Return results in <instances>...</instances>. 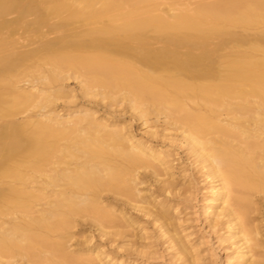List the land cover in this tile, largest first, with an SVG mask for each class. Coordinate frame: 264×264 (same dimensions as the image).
Here are the masks:
<instances>
[{
    "label": "bare ground",
    "instance_id": "bare-ground-1",
    "mask_svg": "<svg viewBox=\"0 0 264 264\" xmlns=\"http://www.w3.org/2000/svg\"><path fill=\"white\" fill-rule=\"evenodd\" d=\"M22 26H33L37 45L29 30L16 35ZM1 49L0 264L22 253L32 264H130L115 248L147 235L128 208L157 222L188 260L174 206L156 198L175 188L172 153L121 118L84 106L59 114L54 103L71 96L69 77L81 96L98 95L106 107L125 100L137 121L162 114L180 127L186 152L213 182L207 214L236 229L228 236L236 264H264L253 253L260 221L252 225L253 196L264 193V0H0ZM147 169L157 194L137 187ZM78 217L94 222L106 249L87 245V257L68 250Z\"/></svg>",
    "mask_w": 264,
    "mask_h": 264
},
{
    "label": "rangeland",
    "instance_id": "rangeland-1",
    "mask_svg": "<svg viewBox=\"0 0 264 264\" xmlns=\"http://www.w3.org/2000/svg\"><path fill=\"white\" fill-rule=\"evenodd\" d=\"M32 16L29 17L32 18ZM29 27H31V30H29L28 28L26 30L27 32H24L25 29L23 26L18 27L19 29L17 28V30L19 31H16V35L20 34L21 33L20 31L23 28L24 31L22 30L23 34L21 35L25 36L29 34L28 35L29 38L32 37V39H35V42H33L30 46L32 45L35 46L38 43L37 40L38 37L37 34L33 32V28H32L33 26H29ZM43 29L47 30L48 28L46 26H43ZM28 30L30 31L29 33ZM24 33H28V34H24ZM53 33L51 32L48 33V36L51 37L52 35H55V32ZM6 34L4 36H6ZM1 35H3V33ZM2 50L3 49H1L0 51ZM4 52L6 53V51ZM42 69L44 68H40L38 70H42ZM33 72L30 73L33 76L34 75L38 76V73L41 74V72H36V71ZM78 80H79L78 78L69 77L64 81L65 84L64 88L67 90H72L70 92L71 96L70 97L63 96L58 98L54 103L55 111H59V114L65 116L66 113L70 111L75 113L76 110L83 109L84 107L87 109L88 107V109L90 110L89 112H91L92 110H93L92 112H95L94 114L95 116H104L109 120L110 119L119 120L121 118V120L119 121L122 122L123 119L125 122H127V124L129 123L130 129L132 130V132L136 134L137 137L149 138V143L152 144L155 148H160L172 153V155L170 156L173 159L172 163L174 166L173 168L174 176L172 179L175 183V188L173 189V191L169 194H166V196H164L163 194H157L155 189L158 182L154 180L155 179L154 176L147 169L145 170V173L147 174L146 175L147 182L137 185V187L140 190V193L144 194L148 192L150 188V190H154L153 191L154 194H157L156 198L159 199L166 198L165 200L168 199L167 200L168 203H171V205L174 206V207L172 206L173 212H171L172 213L171 220L173 223L172 226L174 225L176 226L179 232L180 240L189 247V250H187L189 251V254H187L188 257L185 253L186 257L188 258V260L187 259L185 260L189 264H236L235 255H236L237 245H234V243H232L233 239L228 237L235 228H232L231 230L229 224L227 226L226 216L219 215L217 217L216 216L211 217L209 214H207L208 213L207 204L209 205V200L207 199L208 198L207 196L210 193L208 191L212 190L210 186L213 185V182L210 183L211 182V180H209L210 177L207 176L205 177L204 172L206 171V169L204 168L205 169L204 170L202 168L203 163L202 164L197 163L195 161L196 159L192 155L186 152V148H184L185 145L183 146V143L179 138L181 133H180V129L177 128L180 127L173 126V124H171L172 122L166 119L167 117L165 118V116H163L162 114L159 115L151 114L145 117V119L143 118L142 120L139 119L137 121V119L135 120L131 116L132 115L131 109L128 107L129 103L125 100L124 101L122 100V102L118 103V105L116 104L114 106L113 104L106 107L105 104L107 100L105 99L102 100L98 95L96 97L90 96V99L88 98V96L87 97L81 96L82 93L80 90L81 89L79 84L80 82ZM34 81L35 80H33L32 83H34ZM41 82L36 81L37 83L36 85L42 87L43 82L42 83ZM20 84L27 85L25 82L23 83V81H21ZM88 99L90 101H88ZM29 108L30 109H28L29 110L28 113L29 112L33 113L37 111L38 107H29ZM77 112L78 111H76V113ZM26 114H27L26 111L23 112L22 114L20 113L18 115V118L19 117L22 118ZM142 121L145 122V123L143 122V125L141 124ZM166 122H170L171 125L169 123L167 124ZM145 130L146 131L157 130L158 133L156 134V136L155 135L149 136L148 134L150 133V131L148 133V131L146 132ZM161 130H165L167 133L169 132V134L173 133L171 134L173 135L172 139L160 136L159 131ZM148 184L150 185L148 186ZM137 192L139 193V191ZM253 198L258 209L257 211L255 210L256 213L253 212L255 214L252 213V216L258 215L257 218L259 217V220L254 216L258 221L257 220L254 221L255 220L254 219L252 221L254 222L252 225L253 226L260 225V230H259L260 235H257L256 237L257 240L259 239L261 241V243L260 241H258L261 245H257V249H255L258 252L256 251L253 252L256 255V253L258 254L259 252L264 254V249L262 246L264 245V235H263L264 234V193L257 192L255 193ZM106 203L107 201L103 202L104 205H106ZM128 210L130 211L129 213L131 214V216L138 217L139 224L145 227L144 231L141 233L147 235L146 237H144L143 234L142 236L140 235L137 236L135 235L133 237L127 236L130 239L133 238L132 240H135V242L133 243V245H131V247L126 242L128 241L129 238L124 237L125 238L124 239L123 237L120 238L116 236V238H118L117 241L124 243L126 242L125 245H128L130 247V248L128 247V249L126 250L124 248H119V249L115 248V250H118L119 254H122L123 257H125L126 260L130 262V264H186L187 263V262L184 263L185 260H183V257L181 256L183 254H181L180 252L177 253L178 250L176 251L177 249L176 245L173 242L171 243V241L166 238V235L161 234L160 229H158L157 222L153 224L150 221L151 217L143 216L141 212H138L133 209L128 208ZM77 220H78V224H76L71 229L72 235L70 239L66 242V245L69 246L68 250L69 249L71 251L75 250V252H77L76 254L77 255L79 254L82 257L87 255L82 250L86 248L87 245H91L92 243L93 244L100 243L101 246H104L103 248L105 249L108 247L106 243H110V242L107 241L106 236L104 235L100 236V234L98 233L99 232L98 229H96L97 226H95L94 222H91L92 224L91 223L89 224V222H86L88 221L87 219L80 217H78ZM259 221L260 223L258 225L256 222ZM121 223L125 224L126 222L122 220ZM126 227L127 226L123 228ZM129 227L127 228L129 229ZM116 228H120V227H116ZM229 229L231 230V232ZM137 233L139 234V232ZM117 241L113 242V244L111 243L110 247H113L114 243H116ZM102 243L105 245H103ZM77 244H81V247L80 245ZM84 245L85 247H82ZM73 254H75L74 251ZM88 255L90 256V254ZM261 255L260 258H262ZM254 256H252V258L257 257ZM9 259L6 258V260H4L3 258L2 264H5L6 263L5 261ZM10 260L12 261L11 264H32L30 260H28V258L24 256L23 253L22 256L20 254H17L15 258L13 257V259L11 258Z\"/></svg>",
    "mask_w": 264,
    "mask_h": 264
}]
</instances>
